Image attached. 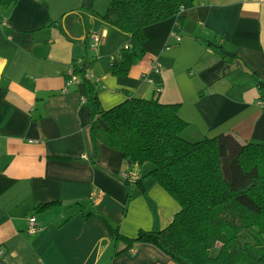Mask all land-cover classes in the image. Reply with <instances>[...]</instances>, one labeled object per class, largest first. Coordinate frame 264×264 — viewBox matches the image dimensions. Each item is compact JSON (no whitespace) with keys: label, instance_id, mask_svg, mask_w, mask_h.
<instances>
[{"label":"crops","instance_id":"1","mask_svg":"<svg viewBox=\"0 0 264 264\" xmlns=\"http://www.w3.org/2000/svg\"><path fill=\"white\" fill-rule=\"evenodd\" d=\"M97 2L0 7V264H174L152 245L113 240L107 223L137 238L168 227L181 208L146 177L150 166H132L102 142L92 161L86 90L70 77L75 63H92L102 110L154 99L180 106L190 140L230 133L264 144V2L201 0L183 11L184 27L175 17L147 27L146 55L126 76L112 75L110 60L130 36L102 21ZM47 21L61 29L45 28ZM103 31L104 42L93 48L92 34ZM123 172L136 176L132 184L143 179L145 195L126 185ZM48 202L60 204L35 214ZM90 212L96 216L85 218ZM32 216L35 235L27 232Z\"/></svg>","mask_w":264,"mask_h":264},{"label":"trees","instance_id":"2","mask_svg":"<svg viewBox=\"0 0 264 264\" xmlns=\"http://www.w3.org/2000/svg\"><path fill=\"white\" fill-rule=\"evenodd\" d=\"M20 0H0L9 9ZM201 0H110L102 21L130 38L110 60L114 76H126L146 55L145 29L176 18L184 27L183 11ZM92 10L93 7L87 8ZM45 28L58 26L47 21ZM92 63H75L72 75L81 78L90 114V136L94 144L119 151L130 165H149L147 178L161 186L181 210L161 231H140L127 238L118 229L109 231L116 244L137 241L152 245L174 264H264V144L241 143L230 133L215 138L190 140L184 134L188 124L180 118V106L154 99L129 98L102 110L99 86L87 78ZM261 98L264 89H261ZM125 183L145 195L143 179ZM132 195L126 196L127 210ZM59 202L37 204L35 214ZM96 216L90 212L84 217Z\"/></svg>","mask_w":264,"mask_h":264},{"label":"built area","instance_id":"3","mask_svg":"<svg viewBox=\"0 0 264 264\" xmlns=\"http://www.w3.org/2000/svg\"><path fill=\"white\" fill-rule=\"evenodd\" d=\"M260 1L264 2V0H260ZM106 36H107V33L105 31H103L100 34H92V36H91L92 47L96 48V47H98V45L102 44L104 42L103 40H105ZM173 36H174V38L179 40L178 36H175V35H173ZM125 46L127 47V45H125ZM111 59L113 60V57H111ZM153 71H154V73H160V71H161L160 70V65L159 64H154ZM87 78L92 80L93 76L90 75V73L88 72ZM68 81H69L68 82V85H69V84H71L74 81V78L71 79V80H68ZM81 102L82 103H87V99L84 98V97H81ZM258 105H259L260 109L264 111V97H262V98L260 97L259 98ZM122 178L124 180H134V179H136V176L131 174V173H129V172H123L122 173ZM27 224H28V226H27L28 234L35 235V234H37L39 232L40 228L38 227V224L36 222V218L34 216L29 218ZM2 257H3V250H0V261H1Z\"/></svg>","mask_w":264,"mask_h":264},{"label":"rangeland","instance_id":"4","mask_svg":"<svg viewBox=\"0 0 264 264\" xmlns=\"http://www.w3.org/2000/svg\"><path fill=\"white\" fill-rule=\"evenodd\" d=\"M109 2H110V0H98L97 4H99V7H100L101 11H105V9L107 8ZM127 42L125 43V45L127 44Z\"/></svg>","mask_w":264,"mask_h":264},{"label":"water","instance_id":"5","mask_svg":"<svg viewBox=\"0 0 264 264\" xmlns=\"http://www.w3.org/2000/svg\"><path fill=\"white\" fill-rule=\"evenodd\" d=\"M89 2H90V0H88ZM91 5L90 4H88V7H90ZM224 54L227 56V57H233V54H231V53H228V52H224Z\"/></svg>","mask_w":264,"mask_h":264}]
</instances>
